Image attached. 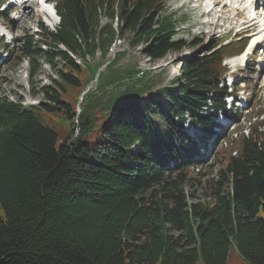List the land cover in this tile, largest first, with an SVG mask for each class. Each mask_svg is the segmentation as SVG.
Here are the masks:
<instances>
[{
  "label": "trees",
  "instance_id": "16d2710c",
  "mask_svg": "<svg viewBox=\"0 0 264 264\" xmlns=\"http://www.w3.org/2000/svg\"><path fill=\"white\" fill-rule=\"evenodd\" d=\"M53 2L58 26L40 22L10 57L29 63L31 79L41 63L55 70L43 102L0 98V264H264V132L252 126L236 157L221 156L217 179L203 180L181 131L190 118L211 132L228 94L222 60L243 43L186 59L148 113L133 94L153 87L147 72L118 66L124 53L106 56L126 36L150 62L183 50L166 0ZM55 112L69 124L64 141L42 123ZM195 183L206 200L195 202Z\"/></svg>",
  "mask_w": 264,
  "mask_h": 264
},
{
  "label": "rangeland",
  "instance_id": "374dc122",
  "mask_svg": "<svg viewBox=\"0 0 264 264\" xmlns=\"http://www.w3.org/2000/svg\"><path fill=\"white\" fill-rule=\"evenodd\" d=\"M193 1L195 0H166L164 4V14L170 15L178 24L175 39L183 40L188 44L183 50L168 53L163 59L156 62H150L141 52L143 46L139 45L135 49H131L130 37L126 36L122 39H116L106 56V60H110L118 53H124V56H122L118 62V66L123 69H129L134 66L137 70L147 72L145 80L153 83V87L151 90L143 93L135 92L133 94L141 105H146L148 113L150 112V107L147 106L148 98H154V94L159 89L164 88V86H171L176 77L180 78V64L182 61L207 54V51L221 39L228 42L236 37H234L233 32L223 36V33H227L228 29H237V26H234L235 22L231 26H228L227 29H223V31L219 27L222 26V28H226L227 22H225V20H218L220 22L218 24L221 25H219V27L215 26V24L214 26H210L208 22L211 21L213 15L204 14V7H201L204 3H202L201 0L198 3H193ZM28 4L29 5L27 6H30L31 9V2ZM39 10L40 8L36 5L31 9V16L28 20H25L23 17L19 20H15L14 27L8 29V34L3 38L2 49L5 48V45L9 43L12 38L22 39L24 37H32L37 31V23L40 21L43 22V25L49 30H53L57 27L55 22L42 18L38 12ZM16 11L19 16L23 15V7L17 8ZM260 14L261 18L264 17L262 16L264 15V11H260ZM243 17L244 16H242L241 22L245 20ZM221 22H223V24ZM107 23L108 20L103 17L101 19V25L104 26ZM229 24H231V22ZM2 25L3 23L0 21V27ZM253 29L254 27L250 29L251 33L253 32ZM245 38L247 39V37ZM12 43H10L9 46V49L11 50L13 46ZM3 53L4 52H0V57L4 56ZM77 61L78 60L75 59V62ZM232 62L233 60L229 61V65L232 64ZM55 63L56 66H59L57 61ZM98 63H101L99 61V53L95 59H89L88 61V64L92 68ZM233 63H235L236 67L237 61L234 60ZM252 65L253 64H250L247 68L248 75L246 77L243 76L245 77V81L241 82L238 86L240 90L247 88L254 90L252 98L248 100L250 101V105L247 109L240 110L239 115L235 117H233L234 110L231 111L232 117L229 119L230 127L225 133L224 131L220 133L222 142L212 145V153H210L208 157L206 156L207 152H203V148H200L203 144V132L200 130L192 132L188 126L183 127V131L186 132L190 140L198 139L196 141V143H198L195 144V146L196 149H200L198 150V155L193 157V161H199L201 164L196 168L191 169L194 176L198 177V174L202 173L205 175L203 180H216L219 173L221 158L224 155L235 154L238 151L241 138L248 135V130L253 125H249V122H253L252 118L262 112L258 121L263 120L264 73L259 79L255 80L254 78L256 74L253 73V76L250 74ZM29 70L30 66L26 61H22L19 66L14 67H11L7 60L0 62V98H7L11 101H18V99L21 98V105L32 103L33 101H42L43 97L40 88L49 85L52 79H55V70L49 65L41 63L39 70L32 79L29 76ZM234 70V67L228 68L227 76ZM236 70L237 72L234 73V80L241 79V71L238 68ZM230 81V79L227 80V85ZM250 81H253V83L249 84ZM95 86L96 82L91 81L87 88L94 90ZM239 91L237 95L241 99L247 96V92L244 93V91H242L239 93ZM32 92H35V95H33ZM159 101L163 106L167 107L165 100L160 99ZM152 118L155 121H158L155 115H152ZM42 123L57 133L59 141H64L68 138L69 124L62 116L61 112L45 113L42 117ZM220 126L223 127L224 123L220 124ZM205 137L208 138L209 136L207 135ZM214 137L215 135H212V138ZM208 144L209 142L205 141V148H207ZM134 151L135 150L133 149V152ZM190 193L194 194L195 202H202L207 198L206 189L201 183H195L194 187L190 190Z\"/></svg>",
  "mask_w": 264,
  "mask_h": 264
},
{
  "label": "bare ground",
  "instance_id": "6f19581e",
  "mask_svg": "<svg viewBox=\"0 0 264 264\" xmlns=\"http://www.w3.org/2000/svg\"><path fill=\"white\" fill-rule=\"evenodd\" d=\"M200 0H195L193 3H198ZM224 0H201L202 3L205 4V11L204 14L206 15H213L211 21L208 22L210 26L216 25V23H220L218 20H225L227 22L226 28L228 26H231L233 22L236 20V17L240 15L241 12L243 11H252L254 12V17L251 19L253 21L252 23H249L248 26H254L256 25V21L258 22V12L261 10H264V0H229V3H223ZM31 2V9L35 7V4L32 0H21L19 2L20 7H23V15L22 17L25 18V20H28L31 16V9L28 3ZM250 2V6L248 3ZM263 2L262 6L257 5ZM255 7V9H253ZM262 7V9H260ZM222 18V19H221ZM225 18V19H224ZM218 21V22H217ZM261 25H264V17L259 19ZM231 22V24H229ZM223 24V22H221ZM220 25V24H218ZM221 26V25H220ZM223 26V27H225ZM219 28H222L219 27ZM224 28V29H226ZM261 34L260 35H253L251 38L253 39V42H258L260 40ZM250 52V50H248ZM211 153V152H210Z\"/></svg>",
  "mask_w": 264,
  "mask_h": 264
}]
</instances>
